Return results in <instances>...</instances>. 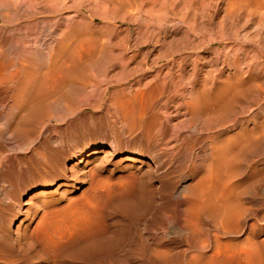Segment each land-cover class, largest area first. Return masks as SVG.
<instances>
[{
	"label": "bare ground",
	"instance_id": "bare-ground-1",
	"mask_svg": "<svg viewBox=\"0 0 264 264\" xmlns=\"http://www.w3.org/2000/svg\"><path fill=\"white\" fill-rule=\"evenodd\" d=\"M49 1L52 10L46 9L47 14L43 13V17H38L37 12L28 11L27 14L19 15V8H11V5L4 8L0 14V102H5L6 98L12 100L10 113H0V264H59L55 259L51 260L42 254L49 250L48 247L42 248L40 254L35 248L37 244L29 241L33 220L40 208L35 202L48 194L45 189L50 188L51 184H55L53 188L56 187L53 193L59 192L62 195L64 192L78 189V178L82 182L87 181L89 177L94 178L97 169L111 162L115 156V148L106 151L104 147H90L79 153L74 149L72 154H67V143L73 138L72 133L67 130L62 131L63 134L60 133L65 141L59 142L52 138L53 141L50 136L42 139L45 121L48 119L51 123H63L69 115H75L78 107L94 96L95 90L90 91L89 88H97L102 79L109 78L112 70L121 68L119 80H130L136 72H128L126 68L136 63L138 57L132 52L150 44L147 40L131 48L125 45L122 55L116 57L112 56L113 53L109 54L103 62L101 58L104 56L98 61L94 54L83 55V52H78L77 18L65 17V13L73 6L68 3H73L74 0ZM126 1L130 11H141L143 8L139 0ZM201 2L205 3L204 0ZM229 2L232 3L231 0ZM46 3L47 1L45 5ZM197 3H192V9L199 10ZM237 4V7H240L238 10L244 12L242 16H254L256 23H264V0H239ZM236 5L233 2L230 9L228 7L231 13L237 9ZM91 8L90 4L83 11ZM13 13L17 14V18L12 17L15 16ZM25 19L29 20L26 26L24 25L25 33H17L20 30L16 31V23ZM96 20L97 17L94 16L93 21ZM147 27L146 29H149ZM178 27L181 29V25ZM151 29L153 31H149L150 34L156 30L162 33H169L170 30L167 26H153ZM188 34L187 31L186 35ZM250 38L245 41L250 42ZM84 40L81 39L82 42H85ZM184 49L188 48L182 46V50ZM187 56L181 59L182 67H185L183 75L189 73L188 62H192V74L187 81L183 79L176 82L168 73L170 77L167 74L168 78L159 81L157 76L146 90H138L131 95L119 93L120 95L114 97L129 133L135 134L141 130L139 136L137 133V137L133 136V141L138 145L140 143L142 152H136L123 161L135 163L140 161L145 153L152 155L155 148H159L160 140L156 131L162 132V141L169 140L170 131L173 130H169L170 127L163 121L162 115L155 112V101L164 96L172 85L176 99H185L183 107L190 115L187 127L192 128L197 124L202 126L200 136L184 134V130L183 134H175L174 137H180L185 148L198 144L206 145L210 150L208 171L204 176L199 174L201 179L189 190L191 192L186 194L187 197L185 193L181 194L185 197L189 212L186 208L184 211L188 215H182L187 218L189 216V220L176 221L180 222L179 227L183 233L175 241V246H162L147 239L145 246L133 255L132 260L117 254L116 264H264V227H258V222H249L250 219L256 221L261 217L260 209L262 210L264 205V87L250 85L245 81L243 62L237 55H225L221 66L214 65L207 78L198 76L199 67L195 64L196 60ZM261 58L264 64V52ZM198 59L204 60L201 57ZM261 71V76H264V67ZM141 77L138 84L142 83L146 74ZM106 92L107 90L93 109L103 105ZM238 109L250 111L253 118L251 128L244 122L236 127V118L233 128L227 127ZM68 125L77 128L78 118L72 119ZM118 137L121 141V137ZM171 138L170 141L173 140ZM75 140L77 143L78 136ZM17 150L26 153L19 157ZM104 152L102 162L95 165L94 171L91 170V165L96 164L95 161ZM151 155L147 163L149 166L153 165L151 162L154 163L152 172L156 173V157ZM27 162L30 165L24 171H19L18 165ZM30 184L38 185L29 190ZM17 194L24 195L21 203L19 202L17 213L13 215L6 204H14ZM154 199L151 201L156 203ZM49 214L44 210L39 224L50 218ZM184 216H181L182 220ZM261 218H264L263 215ZM40 228L43 226L38 227L39 231ZM29 252H32L33 256Z\"/></svg>",
	"mask_w": 264,
	"mask_h": 264
},
{
	"label": "rangeland",
	"instance_id": "rangeland-1",
	"mask_svg": "<svg viewBox=\"0 0 264 264\" xmlns=\"http://www.w3.org/2000/svg\"><path fill=\"white\" fill-rule=\"evenodd\" d=\"M41 1L0 0V14L4 8L11 5V8H19V15L37 12L39 13L38 17H43L45 16L43 13L52 10V5L49 4V0ZM46 1L49 5L47 3L45 5ZM139 1V4H143L141 11L132 9L130 11L126 6L128 4L126 0H92V2L91 0H74L73 3H68L73 6L65 13V17L67 19L77 18L79 23L78 52H83V55L94 54L98 61L104 56L101 58L103 62V59L106 60V56L109 54L113 53L112 56L116 57L122 55L125 45L131 48L135 44L147 40L150 44L143 45L144 47L140 50L132 52L138 57L136 63L126 68L128 72H136L130 80L125 78L119 80V76L122 74L121 68L116 71L111 69L112 72L107 80L102 79L97 88H89L90 91L95 90L94 96L87 103L81 104L75 115H69L63 123H51L48 119L45 121L46 126H43L41 133L42 139L50 136L51 140L60 142L66 140H63V136H61L62 131L67 130L72 133L73 138L67 143V154H72L74 149H77L76 152L79 153L90 147H104L106 151L115 148V156L111 162L97 169L94 178L89 177L84 182L78 178V189L64 192V196L59 192L53 193L56 191V187L53 188L55 184H51L50 188L45 189L48 194L41 196V199L35 202L40 208L38 215L33 220L31 230L36 229L37 226H43V228H40L41 231L38 227V230L31 231L29 241L37 244L35 247L37 253H40L42 248L48 247L49 250L46 253H41L51 260L55 259L59 264H116L115 256L117 254L125 255L132 260L133 255L145 246L147 239L162 246H175V241L183 233L182 228L179 227L180 222L189 220V216L188 218L184 216L189 212L188 204L182 195L190 194L189 190L198 182V179H201L200 176H204L208 171L210 163L208 147L198 144L185 148L180 137H174L175 134L180 136L184 132V134L194 137L200 136L202 126L197 124L192 128L187 127L190 115L183 107L185 99L180 97L176 99L172 85L169 86L168 92L164 96L155 101V109L157 108L155 112L161 114L163 121L170 127L169 130H173L170 131V138L172 137L173 140L170 141L169 138V140L162 141L160 135L162 132L156 131L160 140L159 148L156 147L152 155L145 153L140 161L135 163L123 161L124 158L132 156L136 152H142L140 143L138 145L133 141L134 137L141 134V130L136 132L137 136L136 133H129L127 124L118 111L115 96L121 93L131 95L138 90H146L157 76H159V81L168 78L169 74L176 82H181L183 79L187 81L192 74V62H188L187 71L189 73L183 75L182 71L185 67H182L181 60L187 55V57L196 60L195 64L199 67L198 76L200 77L209 75L214 65L221 66L225 55H237L243 62L245 81L250 85L264 87V80H262L264 76H261V70L264 67L261 58V54L264 52V23L260 24L258 21L256 23L257 19L254 16V18L252 16H250L251 18L245 17V15L243 17L244 12L238 10L240 7H237L238 4L236 5L239 0H231L232 3L229 2L230 0H204L205 6L201 2L203 0H197L198 3L196 0ZM194 2L199 4V10L192 9ZM233 2L237 9L231 13L229 9ZM90 4L91 10L83 11ZM35 5L37 6L35 7ZM13 15L15 16L12 17L17 18V14L13 13ZM94 16L97 17L96 21H93ZM28 21L25 19V21L21 20L16 23V31H21L17 33H25L24 27ZM180 25L183 30L179 29ZM259 25L263 27H259ZM153 26L157 28L167 26L170 30H168L169 33L156 30L154 31L156 35L154 32L150 34L153 31L151 29ZM187 31L188 35H186ZM243 36L247 38L244 39ZM248 37L252 38H250V42H246V39L249 40ZM80 38L85 39V42H82ZM244 41L247 43L246 45ZM182 46L188 49L182 50ZM89 50L90 52H88ZM132 53L129 54L132 55ZM198 57L204 60H199ZM158 60L160 61L157 63ZM206 62L207 64H205ZM148 67L154 69L145 70ZM144 73L147 78H143L142 83L138 84L137 82ZM210 86L213 87L211 84ZM106 90L103 105L98 109H93L99 104ZM11 103L12 100L9 98H6L3 103L0 102L2 115L10 113ZM249 112L247 109H238L232 116L233 121L227 127L233 128L236 118V127L244 122L248 128H251L253 118ZM73 116L78 118L77 128H71L68 125L74 119ZM247 118H249L248 121H246ZM201 122L203 123V121ZM76 136H78L77 143ZM118 136L121 137V141ZM17 152L19 157L26 153L20 150ZM150 155L153 158L156 157L154 161L158 168L156 172L158 174L152 172L154 163L151 162L153 164L151 166L147 163ZM104 156L105 152L98 157V160L95 161L96 164L91 165V170H95V165L100 164ZM28 165H30L28 162L20 163L18 170L22 172ZM35 185L38 184H30L28 189H32ZM23 195L17 194L14 204H6L7 209L13 215L17 213ZM153 197L158 199L155 200ZM153 199L157 202L151 201ZM186 208L188 213L184 211ZM44 210L48 211V214L50 212V218L46 219V222L42 221L40 225L39 220L42 219L40 217ZM260 211L259 216L263 215L264 217V205ZM183 213L185 214L182 215ZM181 216L182 218L184 216V220ZM261 217H259L261 220L259 218L256 221L250 219L249 222L251 224L258 222V227H264V218ZM177 220L180 222H176ZM52 245L54 246L52 247ZM29 253L33 256L32 252Z\"/></svg>",
	"mask_w": 264,
	"mask_h": 264
}]
</instances>
